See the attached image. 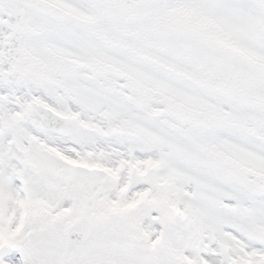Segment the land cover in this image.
I'll return each instance as SVG.
<instances>
[{
	"label": "snow or ice",
	"instance_id": "6c2138e0",
	"mask_svg": "<svg viewBox=\"0 0 264 264\" xmlns=\"http://www.w3.org/2000/svg\"><path fill=\"white\" fill-rule=\"evenodd\" d=\"M0 264H264V0H0Z\"/></svg>",
	"mask_w": 264,
	"mask_h": 264
}]
</instances>
